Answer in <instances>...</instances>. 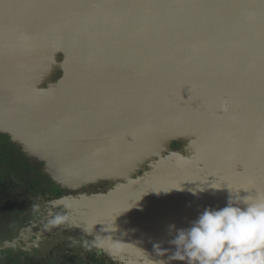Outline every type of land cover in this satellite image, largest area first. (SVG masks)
<instances>
[{"label":"water","instance_id":"water-1","mask_svg":"<svg viewBox=\"0 0 264 264\" xmlns=\"http://www.w3.org/2000/svg\"><path fill=\"white\" fill-rule=\"evenodd\" d=\"M0 135L55 186L205 166L244 208L264 196V0H0ZM161 262L184 264H142Z\"/></svg>","mask_w":264,"mask_h":264},{"label":"flooded vegetation","instance_id":"flooded-vegetation-1","mask_svg":"<svg viewBox=\"0 0 264 264\" xmlns=\"http://www.w3.org/2000/svg\"><path fill=\"white\" fill-rule=\"evenodd\" d=\"M181 148L180 143L172 145L173 151ZM23 157L18 149L10 147L7 136L0 135V264H125L119 254L112 256L100 246L96 234L91 235L85 230L88 220L73 225L72 206L60 204L78 194L92 196L107 193L110 185L100 183L80 190L55 186L32 174L25 166ZM141 169L132 177L119 179L120 182L128 184L127 180H147L149 170ZM141 183H135L133 188ZM141 201L146 203L145 208L134 207L131 212L119 216L117 223L134 219L131 232L137 236L163 234V229L151 226V218L155 216L152 212L154 197L151 195L149 199L142 198ZM155 201L158 203L159 199L155 198ZM157 217L167 219L171 216L162 211ZM146 220L150 225L147 226ZM119 225L117 229L123 228ZM131 232L124 233L126 238H120L123 232L118 233L114 239L116 245H126V239L133 242ZM149 246L147 243L128 253H147Z\"/></svg>","mask_w":264,"mask_h":264},{"label":"rangeland","instance_id":"rangeland-1","mask_svg":"<svg viewBox=\"0 0 264 264\" xmlns=\"http://www.w3.org/2000/svg\"><path fill=\"white\" fill-rule=\"evenodd\" d=\"M190 156L198 158V154L195 153ZM145 169L149 170L147 180L139 181V179L137 182L127 180L128 184H123V181L114 182L109 186L107 193L92 196L78 194L60 203L72 206L73 225H77L84 219L88 220L85 230L91 235L96 234L100 246L106 248L105 251L112 256L119 254L120 259L126 262L125 264H142L146 261L157 260L168 261L176 250L175 245L169 241L174 239L177 229L189 228L205 209L219 210L226 207L230 197L233 199V203L238 204L246 194L241 193V190H245L246 186L235 184L236 182L224 184L219 181L222 179L212 174L211 170L205 166L187 168L166 164L163 167ZM182 171L192 172L196 175L186 179L179 175ZM245 173L249 175V172ZM138 182L142 183L133 188V185ZM245 185L247 184L245 183ZM172 189L173 192H171ZM257 189L259 191L260 187ZM151 195L154 197L152 212L155 215L151 218V226L154 229H163V234H152L151 237L137 236L131 232L134 219L120 220V223H117L119 216L131 212L135 209L134 207L145 208L146 203L141 199H149ZM155 198L159 199L158 203ZM147 206H149V200H147ZM156 211L159 212L156 213ZM162 211L171 217H167V219L157 217ZM146 222L147 226L150 225L148 220ZM117 224L123 228L117 229ZM124 227L127 228L124 229ZM120 232H123L120 238H126L124 233L131 232L133 242L126 239V245H116L114 239ZM147 243L150 244L147 253L141 251L128 253L129 250L138 249Z\"/></svg>","mask_w":264,"mask_h":264},{"label":"clouds","instance_id":"clouds-1","mask_svg":"<svg viewBox=\"0 0 264 264\" xmlns=\"http://www.w3.org/2000/svg\"><path fill=\"white\" fill-rule=\"evenodd\" d=\"M243 203L246 206L241 208L230 197L226 207L205 209L189 228L177 229L169 241L176 248L169 260L184 264H264V196Z\"/></svg>","mask_w":264,"mask_h":264},{"label":"trees","instance_id":"trees-1","mask_svg":"<svg viewBox=\"0 0 264 264\" xmlns=\"http://www.w3.org/2000/svg\"><path fill=\"white\" fill-rule=\"evenodd\" d=\"M10 147H12V148H14L15 150L17 149L16 147H14L11 143H10ZM23 162H24V164H25V166L26 167H28L29 169H30V172L32 173V174H34L37 178H42V179H45V180H47L50 184H52L53 185V183L46 177V176H44V175H41L39 172H38V169L37 168H35V166H33V165H31L26 159H25V157H23ZM36 182V181H35ZM37 183V182H36Z\"/></svg>","mask_w":264,"mask_h":264}]
</instances>
